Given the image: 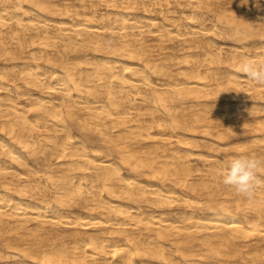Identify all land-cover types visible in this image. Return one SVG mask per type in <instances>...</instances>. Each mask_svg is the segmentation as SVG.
<instances>
[{
    "label": "bare ground",
    "instance_id": "obj_1",
    "mask_svg": "<svg viewBox=\"0 0 264 264\" xmlns=\"http://www.w3.org/2000/svg\"><path fill=\"white\" fill-rule=\"evenodd\" d=\"M248 61L264 0H0V264H264Z\"/></svg>",
    "mask_w": 264,
    "mask_h": 264
},
{
    "label": "clouds",
    "instance_id": "obj_2",
    "mask_svg": "<svg viewBox=\"0 0 264 264\" xmlns=\"http://www.w3.org/2000/svg\"><path fill=\"white\" fill-rule=\"evenodd\" d=\"M242 71L249 81L258 86H264V65H255L248 61L243 64ZM262 167H264V160L256 156L234 157L224 169L222 183L229 186L237 196L254 201L257 190L264 187V177L259 175Z\"/></svg>",
    "mask_w": 264,
    "mask_h": 264
}]
</instances>
